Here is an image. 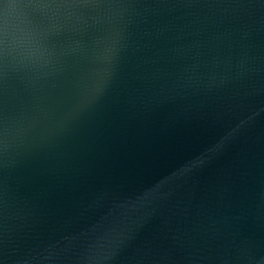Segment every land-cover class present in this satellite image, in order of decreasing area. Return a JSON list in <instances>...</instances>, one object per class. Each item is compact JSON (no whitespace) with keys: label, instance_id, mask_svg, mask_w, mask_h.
<instances>
[{"label":"water","instance_id":"obj_1","mask_svg":"<svg viewBox=\"0 0 264 264\" xmlns=\"http://www.w3.org/2000/svg\"><path fill=\"white\" fill-rule=\"evenodd\" d=\"M0 264H264V0H0Z\"/></svg>","mask_w":264,"mask_h":264}]
</instances>
